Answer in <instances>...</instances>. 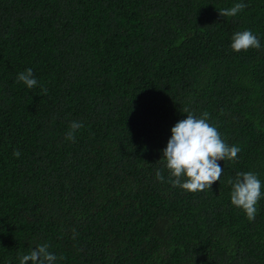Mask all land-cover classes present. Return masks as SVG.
Here are the masks:
<instances>
[{
  "label": "trees",
  "instance_id": "trees-1",
  "mask_svg": "<svg viewBox=\"0 0 264 264\" xmlns=\"http://www.w3.org/2000/svg\"><path fill=\"white\" fill-rule=\"evenodd\" d=\"M244 30L259 50L231 49ZM185 109L241 149L202 193L160 161ZM248 171L264 182V0H0V264L42 243L56 264H264V200L249 221L230 198Z\"/></svg>",
  "mask_w": 264,
  "mask_h": 264
},
{
  "label": "clouds",
  "instance_id": "clouds-1",
  "mask_svg": "<svg viewBox=\"0 0 264 264\" xmlns=\"http://www.w3.org/2000/svg\"><path fill=\"white\" fill-rule=\"evenodd\" d=\"M247 5L243 2L219 10L221 17H235ZM231 49L234 52L259 50V38L250 30L238 31L233 34ZM17 82H22L28 89L37 87L38 81L31 68L20 72ZM46 94L47 89H42ZM187 112L186 119L178 121L171 129V138L163 149V158L169 173L168 183L186 192L202 193L210 190L212 185L222 179V168L218 161L237 163L241 149L229 145L221 136L218 129L209 123V113L202 116ZM81 122L73 121L69 126L65 139L75 142V133L82 128ZM16 158L21 153L13 152ZM156 179L165 181L163 171L157 170ZM231 186L230 198L233 206L242 209L249 221H254L258 214L259 201L264 200V182L254 172H237L235 178H229ZM49 245L42 243L20 256L19 264H56L57 257L49 251ZM62 259V257H61Z\"/></svg>",
  "mask_w": 264,
  "mask_h": 264
}]
</instances>
